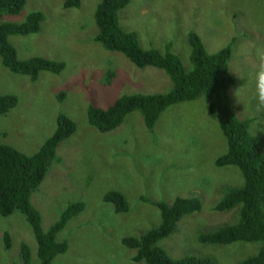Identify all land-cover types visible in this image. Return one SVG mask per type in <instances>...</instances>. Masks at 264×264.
I'll return each instance as SVG.
<instances>
[{
  "label": "rangeland",
  "instance_id": "1",
  "mask_svg": "<svg viewBox=\"0 0 264 264\" xmlns=\"http://www.w3.org/2000/svg\"><path fill=\"white\" fill-rule=\"evenodd\" d=\"M64 2L26 0L18 16L6 18L19 23L31 12L43 14L37 33L13 36L9 42L21 60L43 57L63 62L59 75L42 72L33 82L0 63V95L12 94L18 101L0 115V145L31 155L53 134L58 114L76 124V132L56 151L60 162L53 164L31 196L44 231L68 204H85L57 235L58 241H67L68 250L52 264H144L132 261L135 252L123 247L121 240L159 223L158 210L145 201L170 204L175 197L197 198L202 209L182 218L176 231L159 243L169 258L208 256L214 264H236L256 254L258 243L212 246L196 241L200 234L237 222L238 207L228 212L213 208L222 187L241 183L237 169L214 166L226 142L217 123L209 119L206 101L204 111L202 97L166 109L151 132L137 112L109 133H98L87 124L89 104L103 108L125 94L165 93L171 83L162 71L138 69L94 41L93 15L99 0H80L77 9H65ZM118 16L124 30L136 33L142 48L162 51L170 44L184 66L190 31L202 38L209 52L230 45V73L236 78L229 93L231 106L239 118H254L251 134L264 136L257 131L264 129V110L258 111L251 102L249 82V75L264 63V0H129ZM60 91L65 93L61 103ZM112 190L126 197L127 213L115 214L103 202L104 194ZM21 243L30 248L32 264H38L36 242L24 217L17 212L0 217V264H17Z\"/></svg>",
  "mask_w": 264,
  "mask_h": 264
},
{
  "label": "trees",
  "instance_id": "2",
  "mask_svg": "<svg viewBox=\"0 0 264 264\" xmlns=\"http://www.w3.org/2000/svg\"><path fill=\"white\" fill-rule=\"evenodd\" d=\"M25 4L26 0H0L1 66L33 82L42 72L59 75L65 68L63 62L43 57L21 60L9 42L10 37H25L40 30L44 17L39 11L29 13L19 23L6 21L8 17L18 16ZM80 4V0H65L63 6L65 9H77ZM128 4L129 0H99L93 15L97 30L94 41L107 52L120 53L138 69L162 71L171 88L165 93L125 94L114 98L103 108L89 104L86 109L87 124L98 133H109L120 127L130 114L137 112L144 127L151 132L166 109L205 96L208 113L216 118L226 142V150L214 160V166L237 169L241 183L222 187L221 199L213 208L217 212H228L238 207L237 222L200 234L196 241L212 246L258 243L261 247L256 254L236 264H264V136L251 134L249 129L254 118H239L231 106L229 93L236 84V78L230 73V45L209 52L202 38L190 31L186 36L188 64L184 66L172 52L170 44L162 51L142 48L136 33L121 27L118 13ZM64 95L63 91L57 95L59 103L64 100ZM17 102L12 94L0 95V115L7 114ZM75 132V122L65 114H58L53 134L37 152L27 155L9 145H0V217L7 218L16 212L24 217L36 242L38 264H52L58 256L67 252V241H58L57 235L85 209V204L80 201L68 204L58 219L44 231L40 213L31 204L32 194L40 187L53 164L60 162L56 154L60 144ZM103 202L112 206L115 214H125L129 210L126 197L119 191L106 192ZM145 202L158 210L160 221L138 236L121 240L123 247L135 252L133 262L214 264L208 256L171 259L159 245L176 231L182 218L201 211L199 199L175 197L170 204ZM4 245L9 248L7 233L4 234ZM31 256L30 248L21 243L17 264H32Z\"/></svg>",
  "mask_w": 264,
  "mask_h": 264
},
{
  "label": "clouds",
  "instance_id": "3",
  "mask_svg": "<svg viewBox=\"0 0 264 264\" xmlns=\"http://www.w3.org/2000/svg\"><path fill=\"white\" fill-rule=\"evenodd\" d=\"M249 82H250V84L252 86V92H251V98H250L251 102L255 103V106H256L258 111L259 110H264V63H261L258 66L257 70L254 73H251L249 75ZM240 88H238L236 90V92ZM203 107H204V111H205V108H206L205 96L203 98ZM209 119H211L215 123L219 124L215 117H212V118H209ZM257 131L264 132V129H257ZM255 132L253 133V135L255 134Z\"/></svg>",
  "mask_w": 264,
  "mask_h": 264
}]
</instances>
